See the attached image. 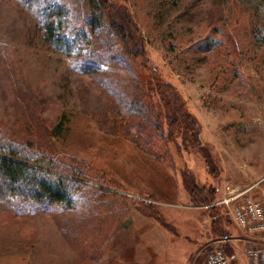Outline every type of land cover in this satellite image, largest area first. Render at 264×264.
I'll list each match as a JSON object with an SVG mask.
<instances>
[{
	"label": "rangeland",
	"instance_id": "obj_1",
	"mask_svg": "<svg viewBox=\"0 0 264 264\" xmlns=\"http://www.w3.org/2000/svg\"><path fill=\"white\" fill-rule=\"evenodd\" d=\"M57 1L69 26L86 20L85 0ZM110 1L198 120L218 176L191 138L187 149L161 137L135 90L150 87L147 74L101 45L104 33L87 26L66 53L36 11L0 0V154L16 150L74 185L69 206L0 198V264H202L216 245L229 264H249L244 242H216L242 232L222 209L210 227L184 184L252 187L264 205V0ZM155 120L168 135L164 113Z\"/></svg>",
	"mask_w": 264,
	"mask_h": 264
},
{
	"label": "trees",
	"instance_id": "obj_2",
	"mask_svg": "<svg viewBox=\"0 0 264 264\" xmlns=\"http://www.w3.org/2000/svg\"><path fill=\"white\" fill-rule=\"evenodd\" d=\"M18 1L38 13L47 40L57 48L65 50L66 53L71 52L73 46L79 45V42L88 37V28L90 30L95 28L97 33H104L103 37L99 39L101 45L103 42L108 50H112L123 57L131 70L137 66L138 69L147 74L150 87H135V90L140 93L139 99L148 114L152 115L154 128L159 130L161 137L166 136L167 139L169 134H172V141L175 142L176 136H179L185 148L188 146L184 144V136L191 138V150L194 149L200 154L208 166L207 173L209 176L213 180L218 176V169L214 168L212 160L207 158L202 145L198 144L199 131L201 132L198 120L186 110L185 103L176 89L162 79L156 69L150 65L144 37L124 6H117L110 0H85L89 6L86 20L84 22L77 20L76 23L69 26L71 22L70 9L60 1ZM209 43L204 41L201 45L210 47ZM75 54L78 56L77 53ZM150 102H152L151 106ZM156 107H159L157 112H155ZM163 113L170 129H167L168 135L161 132L164 130V126L161 127L160 123L155 120V116H163ZM147 135H149V131H147ZM25 160L23 155L21 156L13 149L0 154V198L8 200H16L17 198L24 202L56 203L69 206L71 204L70 193L73 191L74 185L72 183L67 184V178L33 166ZM184 186L187 188L193 204L195 200H198L200 205L209 204L220 196L219 188L214 184L205 185L207 187H198L194 184L193 187L189 188V185L186 186L185 183ZM205 209H207L210 217V227L215 219L221 216L218 213L219 209H222L229 217L223 205L210 206ZM229 220L231 221L230 217Z\"/></svg>",
	"mask_w": 264,
	"mask_h": 264
},
{
	"label": "built area",
	"instance_id": "obj_3",
	"mask_svg": "<svg viewBox=\"0 0 264 264\" xmlns=\"http://www.w3.org/2000/svg\"><path fill=\"white\" fill-rule=\"evenodd\" d=\"M240 185L224 184L218 199L203 205L207 208L223 205L232 223L242 232L243 236H226L216 242H244L243 255L249 264H264V205L255 199L250 190ZM231 255L220 246L208 251L202 264H229Z\"/></svg>",
	"mask_w": 264,
	"mask_h": 264
},
{
	"label": "crops",
	"instance_id": "obj_4",
	"mask_svg": "<svg viewBox=\"0 0 264 264\" xmlns=\"http://www.w3.org/2000/svg\"><path fill=\"white\" fill-rule=\"evenodd\" d=\"M207 222H208V220H207Z\"/></svg>",
	"mask_w": 264,
	"mask_h": 264
}]
</instances>
